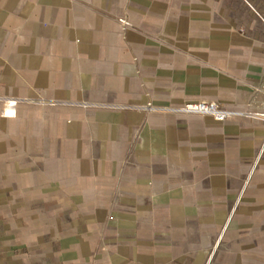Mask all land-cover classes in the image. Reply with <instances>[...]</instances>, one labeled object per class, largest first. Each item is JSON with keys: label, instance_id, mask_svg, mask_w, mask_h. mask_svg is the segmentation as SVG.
Here are the masks:
<instances>
[{"label": "crops", "instance_id": "crops-1", "mask_svg": "<svg viewBox=\"0 0 264 264\" xmlns=\"http://www.w3.org/2000/svg\"><path fill=\"white\" fill-rule=\"evenodd\" d=\"M260 8L0 0V264H264Z\"/></svg>", "mask_w": 264, "mask_h": 264}, {"label": "built area", "instance_id": "built-area-1", "mask_svg": "<svg viewBox=\"0 0 264 264\" xmlns=\"http://www.w3.org/2000/svg\"><path fill=\"white\" fill-rule=\"evenodd\" d=\"M26 101L24 98H7L0 96V104L11 106L20 102ZM62 105L76 106L88 109H111V110H136L142 112H169V113H186V114H200L212 117L217 121H226L238 118L240 112L229 109L217 101H197L189 102L180 107L158 106L153 103L147 104H131V103H100L91 101H69L62 102ZM264 120V114L258 115ZM140 160H147L140 158ZM215 161V160H212ZM181 184H170V189L180 187Z\"/></svg>", "mask_w": 264, "mask_h": 264}, {"label": "rangeland", "instance_id": "rangeland-1", "mask_svg": "<svg viewBox=\"0 0 264 264\" xmlns=\"http://www.w3.org/2000/svg\"><path fill=\"white\" fill-rule=\"evenodd\" d=\"M262 10V12H261ZM259 15H260V24L261 26H259V29H264V8H260V12H259Z\"/></svg>", "mask_w": 264, "mask_h": 264}]
</instances>
